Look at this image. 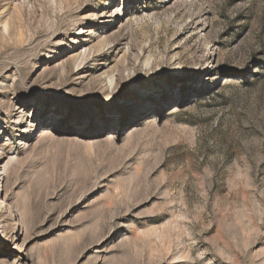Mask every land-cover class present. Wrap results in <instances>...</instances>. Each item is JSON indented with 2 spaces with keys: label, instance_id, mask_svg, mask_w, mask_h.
Wrapping results in <instances>:
<instances>
[{
  "label": "rangeland",
  "instance_id": "374dc122",
  "mask_svg": "<svg viewBox=\"0 0 264 264\" xmlns=\"http://www.w3.org/2000/svg\"><path fill=\"white\" fill-rule=\"evenodd\" d=\"M0 264H264V0H0Z\"/></svg>",
  "mask_w": 264,
  "mask_h": 264
},
{
  "label": "bare ground",
  "instance_id": "6f19581e",
  "mask_svg": "<svg viewBox=\"0 0 264 264\" xmlns=\"http://www.w3.org/2000/svg\"><path fill=\"white\" fill-rule=\"evenodd\" d=\"M14 215V214H13ZM15 216V215H14ZM17 219H15V221H16ZM18 226V225H17Z\"/></svg>",
  "mask_w": 264,
  "mask_h": 264
}]
</instances>
